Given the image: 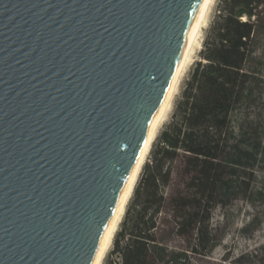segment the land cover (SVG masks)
<instances>
[{
  "label": "water",
  "instance_id": "95a60500",
  "mask_svg": "<svg viewBox=\"0 0 264 264\" xmlns=\"http://www.w3.org/2000/svg\"><path fill=\"white\" fill-rule=\"evenodd\" d=\"M199 0H0V264H90Z\"/></svg>",
  "mask_w": 264,
  "mask_h": 264
},
{
  "label": "trees",
  "instance_id": "16d2710c",
  "mask_svg": "<svg viewBox=\"0 0 264 264\" xmlns=\"http://www.w3.org/2000/svg\"><path fill=\"white\" fill-rule=\"evenodd\" d=\"M263 17L264 0H220L201 60L194 64L177 111L146 165L150 173L136 191L134 223L121 235L125 245H116L114 252L120 264L174 262L156 236L157 217L165 207L170 212L167 224L179 236L195 234L207 253L213 242L210 214L216 207L239 198L251 201L255 194L264 198V188L252 185L253 170L264 160V130L239 114L258 84L248 63ZM179 152L183 186L165 197L160 185H168L171 169L163 166ZM244 171L247 183L240 180Z\"/></svg>",
  "mask_w": 264,
  "mask_h": 264
},
{
  "label": "rangeland",
  "instance_id": "374dc122",
  "mask_svg": "<svg viewBox=\"0 0 264 264\" xmlns=\"http://www.w3.org/2000/svg\"><path fill=\"white\" fill-rule=\"evenodd\" d=\"M220 0H214L208 13L207 22L202 29L200 46L192 61L187 65L183 73L176 94L173 97L171 109L165 120L161 123L150 150L140 169L134 190L126 204L124 213L112 238L111 245L107 250L102 264H120V256L115 252L116 245L122 248L126 240L121 235L127 233L131 224L134 223V201L138 187L142 188V179L150 173L146 165L154 158L156 144L172 120L177 111V106L182 100L187 81L190 78L194 64L201 60L200 52L211 34L216 17L218 15ZM263 29L255 38L253 54L249 60L248 68L258 79V84L253 87L251 101L244 106L239 114L254 120L264 130V17L261 21ZM238 114V113H237ZM264 148V131L261 134ZM183 166L181 152L173 156V159L164 163L163 169H171L167 186L160 185L164 196L182 188L184 178L180 175ZM254 171L252 185L257 190L264 188V160L257 163ZM245 172V171H244ZM242 183H247V172L240 178ZM142 191V190H141ZM169 208H164L157 217L158 230L156 236L163 244L165 250L174 260L172 264H264V198L255 194L251 201L236 199L226 206L216 207L210 214L209 229L213 236V242L207 253L198 245L195 234L186 237L179 236L173 230L171 224H167L169 217L166 213ZM170 213V212H169ZM172 255V256H171Z\"/></svg>",
  "mask_w": 264,
  "mask_h": 264
},
{
  "label": "bare ground",
  "instance_id": "6f19581e",
  "mask_svg": "<svg viewBox=\"0 0 264 264\" xmlns=\"http://www.w3.org/2000/svg\"><path fill=\"white\" fill-rule=\"evenodd\" d=\"M213 2L214 0H199L164 96L149 122L142 147L120 191L113 210V217L97 246L90 264H102L105 254L111 245L112 238L117 230L126 204L134 190L142 164L145 161L161 123L165 120L171 109L172 100L178 89L180 79L200 46L202 29L207 22L208 13Z\"/></svg>",
  "mask_w": 264,
  "mask_h": 264
}]
</instances>
